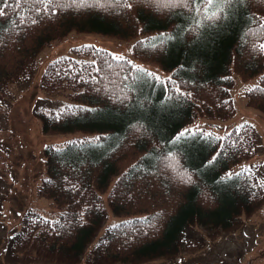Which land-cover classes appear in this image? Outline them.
I'll return each mask as SVG.
<instances>
[{
  "label": "trees",
  "instance_id": "obj_1",
  "mask_svg": "<svg viewBox=\"0 0 264 264\" xmlns=\"http://www.w3.org/2000/svg\"><path fill=\"white\" fill-rule=\"evenodd\" d=\"M128 2L130 9L122 0H56L48 10L39 5L36 11L35 0H27L0 16V103L12 82L31 73L42 47L72 28L134 37L132 55L77 43L72 53L53 57L41 72L46 91L64 92L70 99L35 108L44 131L75 133L63 144L45 147L37 190L51 200L57 214L26 213L19 227L21 252L7 248L30 262L79 264L108 208L127 218L109 225L93 244L96 256L87 258L90 264L173 258L190 237V228H208L213 238L237 228L241 215H251L264 203V174L250 165L233 170L256 151L258 132L251 121L221 134L193 130L204 134L199 136L203 145L198 159L170 143L198 115L233 113L232 70L242 79H254L244 90L245 99L264 112V0L211 6L207 14L221 10V18L197 31L190 30L195 16L190 8L173 7L170 0ZM162 34L174 38L152 48V38ZM201 39L211 41L207 56L195 48ZM113 56L132 63L113 61ZM133 56L159 64V79L138 78L155 72L138 65ZM169 78L175 88L162 86ZM78 107L95 111L78 112ZM70 108L75 115L66 111ZM97 111H115L120 117L99 121L92 118ZM2 147L0 142V154ZM169 151L179 161L177 167L168 166ZM181 169L190 181L181 178ZM188 242V248L195 245Z\"/></svg>",
  "mask_w": 264,
  "mask_h": 264
},
{
  "label": "rangeland",
  "instance_id": "obj_2",
  "mask_svg": "<svg viewBox=\"0 0 264 264\" xmlns=\"http://www.w3.org/2000/svg\"><path fill=\"white\" fill-rule=\"evenodd\" d=\"M133 40L134 37H122L101 30L72 28L42 47L28 76L11 83L9 94L0 103V142L3 144L0 154V264H52L37 263L36 260L30 262L24 254L18 257L17 252L7 251L11 245L13 252H21L19 227L26 213L37 212L46 216L57 214L51 200L40 195L37 190L44 174L45 147L47 144H63L75 133L44 131L42 120L35 108L57 106L70 99L64 92L46 91L40 84L41 72L53 57L72 53L71 47L74 44L91 42L117 54L132 55ZM210 47L209 39H201L195 45L196 50L204 52L205 56L209 54ZM134 60L141 67L152 69L157 76L162 75L163 69L159 64L138 57H134ZM231 73L235 78L230 90L235 105L233 113L225 117L198 115L186 126L191 130L201 127L221 134L234 124L251 121L258 132L256 151L248 159L240 161L233 170L250 165L264 174V112L248 104L244 92L254 79H242L234 70ZM155 92L158 98L157 91ZM119 117L115 111H97L92 115L93 119L103 122L119 120ZM177 144L189 149L196 159L203 145L199 137L181 140ZM124 218L127 216L114 214L108 208L107 217L87 245L79 264H90L87 258L96 256L93 244L104 235L109 225ZM240 220L237 228L221 231L213 238L207 235L208 228L192 227L189 229L190 237L187 242L195 244L193 247L188 248L189 242H183L181 250L173 258L153 259L149 264H264V203L251 215H241Z\"/></svg>",
  "mask_w": 264,
  "mask_h": 264
},
{
  "label": "snow or ice",
  "instance_id": "obj_3",
  "mask_svg": "<svg viewBox=\"0 0 264 264\" xmlns=\"http://www.w3.org/2000/svg\"><path fill=\"white\" fill-rule=\"evenodd\" d=\"M22 2H27V0H0V16H3L5 14V10L8 9L9 7H16L17 9L20 7V4ZM56 2V0H35V3L37 4V8L36 11H39V5H44L45 10L49 9V6H51L52 4H54ZM72 4H77V3H84L86 2V0H71ZM143 2L145 3H155V0H143ZM227 0H170V3L172 4L173 7H175L177 4H179L180 6L184 7V8H190L191 12L195 14L194 18H193V23H192V27H191V31H197L199 29H201L202 27L207 28V27H211L212 26V22H218L220 17V11L221 10H217V11H212L210 15H208V9L211 6L220 4V3H226ZM122 3H124V5L130 9L132 7V4L128 2V0H122ZM199 17V18H197ZM23 22V21H21ZM35 22V21H33ZM187 30V26H185V28H182L181 31ZM174 37L168 36L165 37V35H160L158 37H153L152 38V42H151V47L152 48H157L158 46H163L165 41L168 40L170 41L171 39H173ZM141 45L147 44L149 43L148 41H141L140 42ZM103 59V58H102ZM113 61H123L127 64H131V61H124L123 57H119V56H113L110 58ZM105 64H108L109 67H111V64L108 61H103ZM102 68H96V71H102ZM138 71V70H137ZM144 76L147 77H151L154 80H158V76L156 74L150 73V72H145L143 73V76H138V78L142 79ZM124 79L127 81L129 79V77L126 75L124 77ZM162 86H171L173 88L176 87V85L173 84L171 78H169L166 82H162ZM69 114L71 115H75L76 112H73L70 109L66 110ZM76 111L78 112H93L95 111V109L93 108H83V107H78L76 109ZM64 113H61V115H63ZM59 118V117H57ZM204 135L203 133L197 131V132H193V130L191 129H186L180 133H178V135L176 137L173 138V140L170 141V143H172L174 146L176 145L177 142L181 141V140H187V139H194L197 138L199 136ZM102 138L101 137H95L94 141H100ZM94 141H79L78 143H88V144H92L94 143ZM167 161H168V166L169 167H177L179 164V161L176 159L175 155L169 151V153L167 154L166 157ZM213 159H215V157H213ZM213 159H210L207 161V163L209 165H211L213 163ZM180 176L182 179H186L187 181L191 180V176L188 175L187 177L184 176V171L183 169L180 170Z\"/></svg>",
  "mask_w": 264,
  "mask_h": 264
}]
</instances>
